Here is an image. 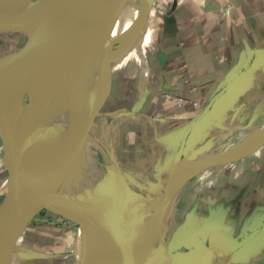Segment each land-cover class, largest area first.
I'll return each instance as SVG.
<instances>
[{"label":"crops","instance_id":"obj_1","mask_svg":"<svg viewBox=\"0 0 264 264\" xmlns=\"http://www.w3.org/2000/svg\"><path fill=\"white\" fill-rule=\"evenodd\" d=\"M64 28L69 35L68 21ZM124 42L114 47L107 69L109 92L88 118L90 132L125 185L146 198L147 208L160 207L166 184L171 186L179 171L196 170L173 200L168 194L162 209L167 232L161 235L170 238H163L170 251L186 250L190 235L196 234L206 241L213 238L216 257L227 259L218 262L264 264V142L236 160L193 165L264 129V0H155ZM119 47L123 56H117ZM71 52L73 47L66 50L68 57ZM4 127L0 119V205L10 176ZM59 193L51 190L44 197L51 200ZM29 225L6 264H70L72 255L76 259L77 235L72 254L65 242L59 246L53 223ZM255 229L248 245L222 255L233 239Z\"/></svg>","mask_w":264,"mask_h":264},{"label":"bare ground","instance_id":"obj_2","mask_svg":"<svg viewBox=\"0 0 264 264\" xmlns=\"http://www.w3.org/2000/svg\"><path fill=\"white\" fill-rule=\"evenodd\" d=\"M7 1L9 0H0V5L5 4ZM14 1L20 12L26 15L31 22H37L40 25L42 59L35 66H29L28 60L22 58L14 62L12 67L3 71L0 91L3 92V100L8 106L5 120H8L14 126L33 124V126L41 128H46V126L55 127L51 130H38L35 132L41 146L42 158L30 165L29 172L37 188L46 183L49 184L42 189L47 191L40 195L44 197L48 196L51 190L59 191L66 197L68 204L75 212L85 213L97 218L108 215L115 199H111L109 196V200L103 206L101 204L107 199V193L109 194L110 190L108 181L101 178L105 177L107 172L100 170L94 154L101 157L100 164L106 168L105 170H109L112 161L108 153L87 133L84 126L75 119H69L62 110V96L65 90L63 73H68L69 86L72 91H79L81 87L78 54L71 31L72 0ZM151 1H97L95 6L104 30L108 34H113L110 40V43L113 44L112 54L114 47L118 44H126L124 40L130 37L136 29L135 25L140 10L144 7L147 11ZM122 6H125V10L116 27L113 10ZM63 20L65 21L64 24H62ZM67 21L69 35L64 30ZM14 23L15 26L25 31V26L20 18H16ZM71 47H73V52L68 57L66 50ZM107 51H109V48L102 52L92 68L86 84L87 90L95 87L100 80L102 74L99 66ZM61 57L63 64L57 62L58 58ZM65 64L68 65V68ZM28 105H31L29 111L25 110ZM81 131L88 138L87 144L82 142ZM261 142H264V134L252 133L247 135L241 142L214 155L198 158V162L227 159L238 153L253 150ZM195 173L196 170L193 169L179 171L170 186V201L178 194L183 183ZM98 181L100 182L98 183ZM50 201L58 208L68 210L59 197H54ZM151 208H153L152 213ZM39 209L40 204L34 202L31 211L36 212ZM159 212L158 205L155 208L148 206L147 219L150 222V227L145 229L143 240L141 238L135 240L136 252L142 261L148 257L150 252L156 253L160 250L154 237ZM130 231L137 234L139 229L136 227V229ZM78 238L81 241L80 259L77 255L79 253L77 251ZM219 258L221 261L227 260L226 258L216 257L214 264H217ZM120 259L119 238L99 235L80 226L76 241V264H118Z\"/></svg>","mask_w":264,"mask_h":264},{"label":"water","instance_id":"obj_3","mask_svg":"<svg viewBox=\"0 0 264 264\" xmlns=\"http://www.w3.org/2000/svg\"><path fill=\"white\" fill-rule=\"evenodd\" d=\"M8 4L15 5V10L11 11V9H13L12 5L10 7L11 9H7L6 6ZM124 10L125 6L113 10L116 18V27L122 18ZM5 11L7 12V15L14 19V21L16 18L22 20L25 26V31L28 35V44L24 51L11 52L0 58V79L3 71L8 65H11V63L26 58L29 66H35L40 63L42 59L40 25L37 22H31L26 15L20 12L17 9L15 1L0 5V14ZM147 11H145L144 7L140 10L139 18L135 25L136 28H138L143 22ZM71 14L72 38L78 54L81 87L79 91H72L69 86L68 73H63L65 90L62 96V110L69 119L79 121L90 135L91 132L88 126V118L101 108L109 92L110 75L107 69L111 62L113 44L110 43V40L113 34L105 32L93 0H72ZM108 48L109 51H107L106 56L99 66V70L102 74V82L99 84V81L95 87L91 90H87L86 84L88 76L92 68L95 66L99 56ZM57 62L60 64L64 63L62 57L58 58ZM216 98L217 96L209 101L203 109V114L207 112ZM30 109L31 105H28L25 108L27 111ZM7 112L8 106L3 100V92L0 91V119L4 122L5 126L4 142L10 175L6 195L0 205V264H6L8 262V259L12 256L14 250L17 249L16 244L18 242V235L23 229L28 227L31 219L42 208L58 214L96 234L119 238L121 256L119 261L120 264L215 263L217 252L215 250L213 238L209 237L206 241L196 234H191L189 237V246L186 250L170 251L166 246L162 235L159 234L160 222L162 221V209L168 199L170 181L166 184L160 200V212L154 236L156 237L157 245L160 249L158 252L159 257H157L156 253L150 252L148 257L143 261L137 255L135 246V240L138 238L143 240L145 229L150 227V222L147 219V200L143 196H139L141 199L136 220L134 222L139 229L137 234H133L129 227H127L132 225L130 221L129 223L122 225L121 222L111 221L107 216L97 218L85 213L64 210L55 206L52 201L40 195L29 172L30 165L36 163L42 158L41 146L36 138L35 132L38 130L47 131L54 129L55 127L46 126V128H41L39 126H33V124H18L14 126L8 120H5ZM187 133L188 132H185L183 135L177 150L173 164L174 170L178 168V165L181 162ZM259 133L261 135L264 134V129ZM248 152L249 151H244L227 159L209 160L198 166L216 165L236 160ZM112 177L120 189L125 191L130 190L119 177L114 166H112ZM108 185L109 187L112 185L111 181H109ZM34 202L40 204V209L36 212L31 211ZM113 214H115V212H113ZM122 217L126 220L124 213L122 214ZM257 232L258 229H255L243 235L241 238L233 239L228 249L222 252V255H233L237 250L248 245Z\"/></svg>","mask_w":264,"mask_h":264},{"label":"rangeland","instance_id":"obj_4","mask_svg":"<svg viewBox=\"0 0 264 264\" xmlns=\"http://www.w3.org/2000/svg\"><path fill=\"white\" fill-rule=\"evenodd\" d=\"M155 0H152L149 3V7L148 10L150 9L151 5L153 4ZM13 0H9L6 3H12ZM13 6V4H11ZM10 4H8L6 7L7 9H11ZM15 10V5L13 6V9ZM64 20L62 22V24H64ZM3 30V31H2ZM10 30V31H9ZM15 30V31H13ZM136 33V32H135ZM25 34V35H24ZM26 36V37H25ZM28 44V35L27 33L20 29L18 26H15L14 23V19L11 18L9 15H7V12L5 11L4 13L0 14V58L6 54H9L11 52H16V51H24L27 47ZM63 51V50H62ZM124 50L122 49V47H119V50L117 51V56H123L124 54ZM14 65V63H11V65H8L6 67V69L12 67ZM2 78V76H1ZM1 81V79H0ZM91 137L95 140V142H97L102 148L103 150L106 152V149L104 148V146L102 144H100V142L92 135V133H90ZM97 156V157H96ZM94 158L96 163L98 164V167L100 168V170L107 172V174L105 173V177H101L103 179H105L106 181H111V187H109V194L107 193V199L102 202V206L104 205V203L106 201L109 200V196L111 197V199H115V203L112 205V209L110 211V214L108 215H103L102 217H106L109 218L111 221H118L121 222L122 225H125L126 223H129V221L132 223L131 226H127L129 227V229L133 230L136 229V224L134 223L136 220V216L138 213V203H139V196L133 191H125L119 188L118 184L116 183V181L114 180V178L112 177V166H110L109 170H105L106 168L101 164V157L98 154H94ZM98 159V160H97ZM7 160V159H6ZM197 161V160H196ZM199 164H203V162H195L193 165H199ZM1 166V165H0ZM100 178V179H101ZM100 181H98L99 183ZM46 185H49L48 183L41 185L40 187H38V191L40 194H44V191L47 190H42L43 187H45ZM7 191V188H6ZM59 197L62 202L64 203V205L67 207L68 210L71 211V206L68 204L66 197L60 193L56 196V198ZM113 197V198H112ZM153 207V206H152ZM103 209V207H101ZM123 210V211H122ZM153 208L150 209L151 213H152ZM113 212H115V214H113ZM124 213V216H126V220L124 219V217H122V214ZM44 214H47L48 216L44 218L43 221H36V220H40L38 218H40L41 216H44ZM39 216V217H37ZM125 220V221H124ZM31 222L35 223V222H41V223H53L52 226H54L55 228H57V230L59 229V231L57 232V235H59V238L57 240H59L61 243H59V246L61 247V244L63 242H65L66 244H68L70 252L72 254H75V238L76 235L80 229V226L76 223H73L72 221H69L65 218H63L62 216L55 214L51 211H48L47 209H40L37 214L31 219ZM160 232L159 234L166 233L167 230H164V226L162 224V221L160 222ZM152 224V222H151ZM58 225V226H57ZM128 225V224H127ZM32 226V225H31ZM30 225H28V229L31 228ZM45 226V225H43ZM60 228H62V230L60 231ZM27 229V230H28ZM30 230V229H29ZM138 233V232H137ZM164 239L169 240L170 238L168 236H162ZM155 242L157 244L156 241V237H155ZM171 246V245H169ZM159 251L156 252L157 257H159ZM75 260L73 255L70 258V264H75ZM235 262V260L233 261ZM217 263H222V262H217ZM118 264H120V262L118 261Z\"/></svg>","mask_w":264,"mask_h":264},{"label":"trees","instance_id":"obj_5","mask_svg":"<svg viewBox=\"0 0 264 264\" xmlns=\"http://www.w3.org/2000/svg\"><path fill=\"white\" fill-rule=\"evenodd\" d=\"M29 224H32V222H29Z\"/></svg>","mask_w":264,"mask_h":264},{"label":"flooded vegetation","instance_id":"obj_6","mask_svg":"<svg viewBox=\"0 0 264 264\" xmlns=\"http://www.w3.org/2000/svg\"><path fill=\"white\" fill-rule=\"evenodd\" d=\"M33 223V222H32Z\"/></svg>","mask_w":264,"mask_h":264}]
</instances>
